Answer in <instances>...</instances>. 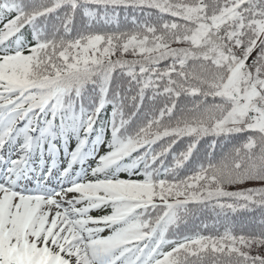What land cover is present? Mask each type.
<instances>
[{
  "label": "snow or ice",
  "instance_id": "obj_1",
  "mask_svg": "<svg viewBox=\"0 0 264 264\" xmlns=\"http://www.w3.org/2000/svg\"><path fill=\"white\" fill-rule=\"evenodd\" d=\"M0 264H264V0H0Z\"/></svg>",
  "mask_w": 264,
  "mask_h": 264
},
{
  "label": "trees",
  "instance_id": "obj_2",
  "mask_svg": "<svg viewBox=\"0 0 264 264\" xmlns=\"http://www.w3.org/2000/svg\"><path fill=\"white\" fill-rule=\"evenodd\" d=\"M123 16L124 14H121V27L125 28L128 25H126L123 21ZM113 28L115 27V25L112 26ZM131 58V57H128ZM102 148H106V146H102ZM102 214H106V212L103 211H96V215H102ZM214 222V218L208 216V217H200L198 214V217L195 218L193 220V222L190 224L189 228L186 230L188 234H192L194 232H201L203 234H208L209 230L204 229L203 224L207 223L209 225H212Z\"/></svg>",
  "mask_w": 264,
  "mask_h": 264
},
{
  "label": "rangeland",
  "instance_id": "obj_3",
  "mask_svg": "<svg viewBox=\"0 0 264 264\" xmlns=\"http://www.w3.org/2000/svg\"><path fill=\"white\" fill-rule=\"evenodd\" d=\"M92 215H95V211H93Z\"/></svg>",
  "mask_w": 264,
  "mask_h": 264
}]
</instances>
